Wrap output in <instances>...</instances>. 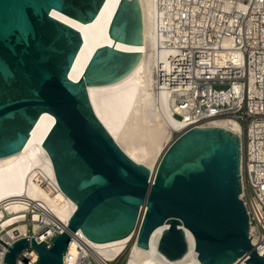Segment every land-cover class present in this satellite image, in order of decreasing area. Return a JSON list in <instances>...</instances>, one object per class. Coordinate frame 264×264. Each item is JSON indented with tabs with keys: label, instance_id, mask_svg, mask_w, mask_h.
Instances as JSON below:
<instances>
[{
	"label": "water",
	"instance_id": "1",
	"mask_svg": "<svg viewBox=\"0 0 264 264\" xmlns=\"http://www.w3.org/2000/svg\"><path fill=\"white\" fill-rule=\"evenodd\" d=\"M105 0H0V157L23 148L39 116L54 122L42 141L56 182L76 208L49 244L21 237L7 248L2 264H13L31 246L37 264H64L71 236L103 242L136 234L149 247L152 232L166 224L157 250L169 260L194 238L201 264H264L249 238L241 192L240 137L217 126H192L164 149L153 171L132 160L95 115L87 87L127 75L141 53L115 43L142 45L139 0H118L106 35L83 68L77 53L80 32L51 15L55 10L80 22L92 21ZM76 58L82 73H80Z\"/></svg>",
	"mask_w": 264,
	"mask_h": 264
},
{
	"label": "built area",
	"instance_id": "2",
	"mask_svg": "<svg viewBox=\"0 0 264 264\" xmlns=\"http://www.w3.org/2000/svg\"><path fill=\"white\" fill-rule=\"evenodd\" d=\"M158 9L162 48H167L162 62L154 66L158 89L167 93L176 113L190 117L185 129L218 117L233 118L240 125L239 197L251 245L257 253L264 251V0H158ZM20 200L24 208L17 213L4 210L2 218L21 215L10 226L24 223L26 230L6 235L0 226V240L7 246L21 237L49 244L65 229L66 224L56 221L38 200ZM73 238L79 252L72 264H123L124 252L104 260L83 247L77 232ZM6 251L0 243V264ZM245 259L233 264H245ZM37 261V251L27 246L13 264Z\"/></svg>",
	"mask_w": 264,
	"mask_h": 264
},
{
	"label": "bare ground",
	"instance_id": "3",
	"mask_svg": "<svg viewBox=\"0 0 264 264\" xmlns=\"http://www.w3.org/2000/svg\"><path fill=\"white\" fill-rule=\"evenodd\" d=\"M117 2L105 0L96 17L85 23L51 11L53 17L80 32L82 44L77 57L83 68L97 46L112 44L106 30ZM139 2L143 20L142 45L116 42L115 46L141 53L140 59L123 78L109 84L88 86L87 94L95 115L118 146L132 160L153 171L160 155L175 138L173 133L184 131L186 120L190 117L180 115L171 108L167 93L158 89L155 80L154 66H159L162 56L167 52V48H162L164 36L157 22V16L162 13H159L158 0ZM74 61L82 73L76 58ZM53 122L54 118L43 112L32 127L23 148L0 157V226L6 235L26 230L24 223L10 226L19 221L21 215L2 218L4 210L17 213L24 208L20 199L38 200L51 210L56 221L63 224H67L76 208V204L59 188L51 160L41 145ZM204 126L221 127L234 134L240 132L238 122L229 117L209 119ZM20 195L25 198L18 197ZM166 227V224H161L152 232L146 249L136 245L135 233L103 242L91 241L80 231L77 237L93 256H101L104 260H113L127 249L123 264H201L194 250L193 235L188 230H185L188 249L183 257L169 260L157 250L160 234ZM78 252L77 242L73 238L64 255V264H72Z\"/></svg>",
	"mask_w": 264,
	"mask_h": 264
},
{
	"label": "rangeland",
	"instance_id": "4",
	"mask_svg": "<svg viewBox=\"0 0 264 264\" xmlns=\"http://www.w3.org/2000/svg\"><path fill=\"white\" fill-rule=\"evenodd\" d=\"M175 133H173V137H174ZM124 256L127 255V249L124 250V253H123ZM125 258V257H124Z\"/></svg>",
	"mask_w": 264,
	"mask_h": 264
}]
</instances>
